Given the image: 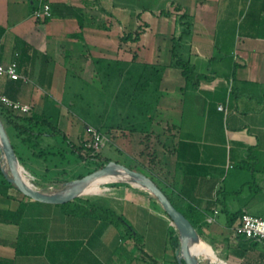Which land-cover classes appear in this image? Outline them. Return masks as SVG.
I'll use <instances>...</instances> for the list:
<instances>
[{
  "label": "crops",
  "instance_id": "obj_1",
  "mask_svg": "<svg viewBox=\"0 0 264 264\" xmlns=\"http://www.w3.org/2000/svg\"><path fill=\"white\" fill-rule=\"evenodd\" d=\"M133 1L0 0L1 61H16L24 76L0 74V93L31 111L57 112L58 127L79 145L92 125L72 112L76 103L67 93L101 92L95 59L125 63L119 85L135 83L145 64L164 66L157 102L146 92L129 114L132 125H114L113 145L125 155L116 162L151 177L197 223L192 249L200 262L264 264V241L237 230L240 216L231 219L237 211L264 217L249 210L254 203L264 209V0H152L141 11ZM45 2L49 15L37 17ZM181 14L191 28L177 52L208 76L198 88L173 64ZM138 31L137 41L121 39ZM52 137L43 144L55 146ZM62 147L63 140L56 149ZM25 156L24 166L37 177L48 173L66 182L77 175L68 165L72 157L80 160L74 153ZM6 165L1 154L4 174ZM245 182H252L248 193ZM77 197L101 216L68 214L15 188L0 194V264H180L170 240L178 230L148 189L108 179ZM104 209L123 217L140 240L127 229L121 233L125 224L110 223Z\"/></svg>",
  "mask_w": 264,
  "mask_h": 264
},
{
  "label": "trees",
  "instance_id": "obj_2",
  "mask_svg": "<svg viewBox=\"0 0 264 264\" xmlns=\"http://www.w3.org/2000/svg\"><path fill=\"white\" fill-rule=\"evenodd\" d=\"M101 10H104L101 5ZM164 13L165 11H161ZM186 17L185 14H181L177 18V23L184 26V29L180 33V36L175 38L172 47V57L173 64L181 70L182 75L184 76L187 84L192 87L198 88L199 82L201 80H208V76L199 73L195 69V65L191 63L189 60L183 59L177 52L178 42L181 37L188 33L191 28V22L189 20H184ZM79 25L82 28L84 26V21L81 17L78 18ZM101 28H107L105 23H101ZM141 31H138L135 35L130 33L122 36V40H133L137 41L140 37ZM77 36L82 37L81 34H77ZM96 64H101V74H103L107 78H119L123 76L125 71V63L118 60L111 59H95ZM164 71V66L145 64L143 69L138 73L135 82L136 91L141 92V94L151 93L153 92L154 100L157 102L159 98V85L162 78V72ZM158 95V96H157ZM0 118L5 126V129L10 137L12 146L14 148L15 154L17 156L18 162L20 164V171L23 178L31 185L33 188L44 191V192H55L59 191L64 187L65 179L61 178L59 175H49L43 174L41 177H37L35 174L28 171L25 164V151H29L30 158H47L50 154H56L57 152L60 156H64L65 152L74 153L80 160L89 161L95 160L98 164L94 168H100L105 165L110 159L102 158L100 153H92L91 149L85 147V141L81 142L79 145L75 144L72 140H70L58 127V114L49 113L46 109L41 112L31 111L30 114H20L10 111L6 109L0 103ZM111 125L106 129L113 128ZM100 132L102 129L97 128ZM133 130H136L135 128ZM45 136H60L61 140L65 142L66 147H62L56 149L55 146L44 145L43 139ZM15 139V142L14 140ZM2 154L1 146H0V155ZM93 170L88 171L91 172ZM83 176V174H77L74 178H78ZM49 185L52 188H49ZM9 188H15V184L8 180V175L4 174L1 170L0 166V194L7 196V190ZM154 196V195H153ZM155 197V196H154ZM156 198V197H155ZM65 212L68 214H93L95 216H101L98 213V208L90 205L88 201L81 197H75L69 201L60 203ZM179 209V208H178ZM180 210V209H179ZM104 211L109 214L111 217L108 219L110 223L122 222L125 224L127 229V233L130 236H133L138 241L140 237L136 235L134 229L131 225H129L125 219L119 215H117L113 211H109L104 209ZM181 211V210H180ZM192 223L194 227H196V222L192 220L188 213L182 212ZM243 214L242 211H237L232 214V221H234L237 217ZM231 221V222H232ZM245 236V235H244ZM248 239H253L249 238ZM171 244L174 248L179 247V237L174 232L171 231L170 235ZM203 264L202 262H200ZM182 264H185L183 262Z\"/></svg>",
  "mask_w": 264,
  "mask_h": 264
},
{
  "label": "water",
  "instance_id": "obj_3",
  "mask_svg": "<svg viewBox=\"0 0 264 264\" xmlns=\"http://www.w3.org/2000/svg\"><path fill=\"white\" fill-rule=\"evenodd\" d=\"M0 146L3 158L8 167L6 175L8 180L15 184L17 189L27 197L34 200L60 204L79 196L90 184L99 180L122 174L119 179H131L137 185L148 189L161 203L179 233V247L176 250L177 260L180 264H201L197 254L192 250V242L198 240V233L189 219L172 203L167 194L148 175L133 170L125 164L110 160L105 165L97 168L81 177L65 182L64 187L55 192H44L33 188L23 178L20 164L12 146L10 137L0 118Z\"/></svg>",
  "mask_w": 264,
  "mask_h": 264
},
{
  "label": "rangeland",
  "instance_id": "obj_4",
  "mask_svg": "<svg viewBox=\"0 0 264 264\" xmlns=\"http://www.w3.org/2000/svg\"><path fill=\"white\" fill-rule=\"evenodd\" d=\"M133 4H136L135 6L141 11L144 7L152 6V0H134ZM133 82L134 81L132 80L129 83L126 82L119 85L117 79L107 78L101 74V92L98 93L97 91L92 92L90 90H84V92L82 91V93H79V97H75L73 93H67V95L71 96V100H74L76 103V106L72 108V112L77 117L83 118V120L89 125H92L88 127L96 129L100 128L102 129L101 132L106 135L107 140L98 152L101 154L102 158H109L113 161H122L123 158H125L124 153L118 151L113 145L112 137L114 127L109 130L106 128L111 125L114 126L118 122L121 124L123 123V126L125 127L132 125L131 123L133 120L129 114L136 110L137 104L141 103V99L144 96L141 92L136 91V86ZM84 87L85 86L83 85V88ZM143 103L145 104L144 101ZM52 138L54 140L52 139L49 142L55 144V147H58L61 143V137L55 136ZM13 140L15 142V139ZM70 160L71 161L68 164L69 168H71L76 174H87L88 171L94 170L98 164L95 160L81 161L74 157ZM6 166L5 169L7 170ZM240 180H242V178H240ZM250 180L252 181V179ZM251 185L252 182H245L242 184L245 193L250 191V187H252ZM249 210L251 213L264 216V209L259 210L256 203L250 205ZM117 224L121 223L118 221ZM118 228L121 233H123V230H126V227L123 225H120Z\"/></svg>",
  "mask_w": 264,
  "mask_h": 264
},
{
  "label": "built area",
  "instance_id": "obj_5",
  "mask_svg": "<svg viewBox=\"0 0 264 264\" xmlns=\"http://www.w3.org/2000/svg\"><path fill=\"white\" fill-rule=\"evenodd\" d=\"M50 13V5L45 2L42 10H36L37 17H45ZM0 74H6L13 79L23 78L18 71V65L16 61H12L8 64H4L1 61L0 55ZM0 103L12 112L20 114H30L31 106L27 103H22L18 100H13L8 96L0 93ZM219 109L226 110L224 105H219ZM89 137L85 140V147L92 150V153H97L104 146L107 137L104 133L100 132L96 128L88 127ZM215 213L217 210L214 211ZM208 222L214 221V216H208L206 219ZM237 230L244 234L246 237L256 240L264 241V217L252 215L244 212L240 217L237 225Z\"/></svg>",
  "mask_w": 264,
  "mask_h": 264
},
{
  "label": "bare ground",
  "instance_id": "obj_6",
  "mask_svg": "<svg viewBox=\"0 0 264 264\" xmlns=\"http://www.w3.org/2000/svg\"><path fill=\"white\" fill-rule=\"evenodd\" d=\"M124 176L122 174H115L114 176H111V177H106V178H100L99 180L93 182L92 184H95V183H99L101 181H104V180H108V179H119V178H123ZM90 184V185H92ZM192 248V247H191ZM193 250V249H192ZM194 252V250H193Z\"/></svg>",
  "mask_w": 264,
  "mask_h": 264
}]
</instances>
